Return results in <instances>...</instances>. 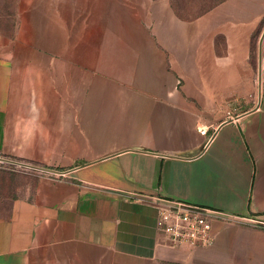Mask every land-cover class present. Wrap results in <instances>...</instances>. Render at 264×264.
Returning a JSON list of instances; mask_svg holds the SVG:
<instances>
[{"label": "crops", "instance_id": "1", "mask_svg": "<svg viewBox=\"0 0 264 264\" xmlns=\"http://www.w3.org/2000/svg\"><path fill=\"white\" fill-rule=\"evenodd\" d=\"M130 6L108 37L22 66L25 90L59 71L104 129L78 165L0 162V264H264V43L255 61L240 38L215 54L164 3ZM6 90L0 157L45 158L24 146ZM164 200L232 217L213 221V245L173 248L157 227Z\"/></svg>", "mask_w": 264, "mask_h": 264}, {"label": "rangeland", "instance_id": "2", "mask_svg": "<svg viewBox=\"0 0 264 264\" xmlns=\"http://www.w3.org/2000/svg\"><path fill=\"white\" fill-rule=\"evenodd\" d=\"M148 1L164 3L182 23L198 24L193 38L212 39L215 54L223 53L227 40L240 38L246 41L251 61L259 56L264 0H0V86L10 95V117L24 146L31 150L42 146L45 156L22 159L57 169L78 165L84 160L77 155L90 150L104 129L101 113L78 98L72 81L64 80V86L59 71L53 76L45 71L33 74L25 90L19 78L22 66L47 56L61 58L77 47L78 40L87 43L108 37L112 29L124 25L131 2L140 13ZM165 21L171 22L168 14ZM0 162L28 172L46 171Z\"/></svg>", "mask_w": 264, "mask_h": 264}, {"label": "built area", "instance_id": "3", "mask_svg": "<svg viewBox=\"0 0 264 264\" xmlns=\"http://www.w3.org/2000/svg\"><path fill=\"white\" fill-rule=\"evenodd\" d=\"M200 132L206 134L207 129L201 128ZM231 217L220 210L182 200H164L158 207L157 227L173 248L211 246L216 239L213 221H230Z\"/></svg>", "mask_w": 264, "mask_h": 264}, {"label": "water", "instance_id": "4", "mask_svg": "<svg viewBox=\"0 0 264 264\" xmlns=\"http://www.w3.org/2000/svg\"><path fill=\"white\" fill-rule=\"evenodd\" d=\"M263 43H264V32H263V34L261 36V39H260V55H262ZM0 161L13 163V164H17V165H20V166L36 168V169H40V170L55 171L53 169L45 168V167H42V166L34 165V164L27 163V162L20 161V160H12V159H7V158L0 157Z\"/></svg>", "mask_w": 264, "mask_h": 264}]
</instances>
